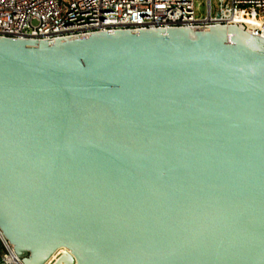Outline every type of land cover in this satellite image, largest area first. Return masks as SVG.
<instances>
[{"label":"water","instance_id":"1","mask_svg":"<svg viewBox=\"0 0 264 264\" xmlns=\"http://www.w3.org/2000/svg\"><path fill=\"white\" fill-rule=\"evenodd\" d=\"M218 20L0 38V229L23 264H264V39Z\"/></svg>","mask_w":264,"mask_h":264},{"label":"built area","instance_id":"2","mask_svg":"<svg viewBox=\"0 0 264 264\" xmlns=\"http://www.w3.org/2000/svg\"><path fill=\"white\" fill-rule=\"evenodd\" d=\"M0 0V38L53 41L119 31L238 27L264 39V0ZM0 264H23L0 229Z\"/></svg>","mask_w":264,"mask_h":264},{"label":"rangeland","instance_id":"3","mask_svg":"<svg viewBox=\"0 0 264 264\" xmlns=\"http://www.w3.org/2000/svg\"><path fill=\"white\" fill-rule=\"evenodd\" d=\"M206 1L207 0H197V15L198 17L202 16H206Z\"/></svg>","mask_w":264,"mask_h":264}]
</instances>
